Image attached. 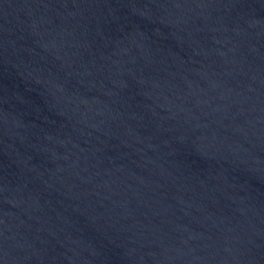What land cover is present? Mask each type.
I'll return each instance as SVG.
<instances>
[{
    "label": "water",
    "instance_id": "water-1",
    "mask_svg": "<svg viewBox=\"0 0 264 264\" xmlns=\"http://www.w3.org/2000/svg\"><path fill=\"white\" fill-rule=\"evenodd\" d=\"M0 264H264V0H0Z\"/></svg>",
    "mask_w": 264,
    "mask_h": 264
}]
</instances>
